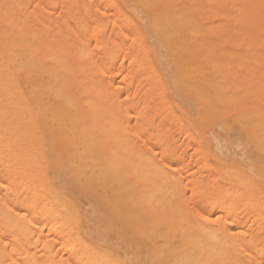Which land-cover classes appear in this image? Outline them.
<instances>
[{
  "label": "bare ground",
  "instance_id": "1",
  "mask_svg": "<svg viewBox=\"0 0 264 264\" xmlns=\"http://www.w3.org/2000/svg\"><path fill=\"white\" fill-rule=\"evenodd\" d=\"M16 1L15 0H0V185H2V187H0V264H126L125 260H127V258L124 259V257H122L120 255H117V253L114 254V253H112L110 251H103V250H101L99 248L91 247L88 244L89 242L83 236H78L77 237V235H76V239H75V237H74L75 234H73V232L71 230V224H72L71 221L72 220H70V218H69L70 215L68 216V212L70 213V210L71 209L73 210V206H72L71 200H69L68 197H67L66 192L68 191V189H67L66 185L65 184H61V182H60V185L52 184L50 181H48V179H46L47 182L44 184L43 179L41 177V175L43 174V170H42L43 167L47 166V165H53L52 168H53V170L55 172V175L57 177H59V179L61 180L62 179L61 174H60L61 164L62 165L64 164L66 170L70 173L71 177L75 180V182H76L75 184L81 190L82 197H88L89 196V197L94 198L99 204H101L103 207H105L107 209V211H110L112 213L118 214L123 209L122 205H125V206H130V205L132 206L133 205L136 210H139L140 207L143 206L142 204H143L144 198L148 200V204L151 207L150 209L152 210V212H154L157 215V218H156V221H155L156 223L154 222L155 225H152L153 223H150L151 221H154L155 219L154 220H153V218H151V220L149 219L150 222H147L148 221V219H147L146 222L149 223L150 225H148V226L144 225V227H149V226L152 227L151 231H153L154 235L159 238V241L151 242L148 245V250H147L148 254H149L148 264H264V194L258 192L259 184H264V113H262L260 110H258V111H254L252 116H249V118L252 117V123L251 124H253L252 125V129L253 130L252 129L251 130L253 132V136L255 138V141L258 143L260 150L263 153H262V157H261V160H260L258 165H256L255 163H249V162L243 165V168H244V176L243 177H237L236 180H235L236 176L230 177V173H229L230 169L226 167V169L223 170V171H225V173H224L225 175L224 176H219V177H216V178L213 177V179L211 178L212 180L209 181L211 184L208 185V183L203 182V180L200 178V180H202V181L200 182V180L197 179L200 183H198V185H196L194 183V179L193 180L190 179V178H192L191 176H193V174L191 175L189 173L188 174L185 173L183 176H185V175H187V176L184 177V178H183V176L179 177V176H176L178 174H176V175L174 174V171H176L178 169L176 166L178 165L179 161H177L178 162L177 163L176 160H175V162L177 163V165L175 163V165H176L175 167L177 169L176 168L172 169L174 166L171 167L170 165L173 162H171V163L169 162L171 160L172 156H170V160L169 161L167 159H163L162 156H164V152L165 151L163 150L164 148L163 149L160 148L163 144L161 145V142H159L160 143V145H159L157 143V141H154V143L156 142L158 144V146H159L158 148L163 150V151H161L159 149V151H161L163 153L160 154V152H159L157 154V155H159V154L162 155V156L159 155L160 157L157 158L158 160L160 159L159 163L155 160L156 159L155 153H153L154 154V158H155V159H153V162L154 161L157 162V165L155 164V162L154 163L150 162V161H152V159H151L152 157H151V155L149 156V153H146V152L143 153L142 152L143 159H141V160L147 159L148 160V164L151 163L155 167L154 168L153 165H151L152 166L151 169H153L154 171L153 170H151V171L149 170L150 172H152V174L149 175L150 179L147 180L146 179L147 177H145L143 175V174H145V173L142 172V170H143L142 166H144V165H142L143 163L141 164V162L139 160L140 157L138 156L139 159H137V160H139V161H138V163H136L137 162L136 161L134 163V166L132 165L133 168L131 167L132 170L130 169L131 178L129 180H127L126 179V175H125V173L128 174L126 172V170L128 168L127 165H124V163L121 160H117L116 159L117 161H115V160H112L113 158L110 159L108 157L103 156L102 153L99 152L100 150H99L98 146H95L93 144L94 135H92L93 133L91 132L92 131L91 129L93 127L97 128L98 126L101 125L97 120H95V119H97L95 114L92 113L93 116H94V117L92 116V118H91L92 119L91 120L92 121L91 125H93V127L91 126L92 128L89 126L90 125V121L89 122L87 121L88 124H84L83 123L82 126L80 125L81 128H78V123L79 122L77 121V118H76V115H75V113L77 112L76 111L77 109L75 110L76 112L74 113L75 107L73 106V102H72V94L71 93H73V92L70 93L68 91V89H67L68 85H70L72 82H74V81H72V76H74V74H73L74 70L73 69H75V66H79V65H74L72 67L70 65L71 63L68 62V58H69V57H67L68 55L65 58H63L60 55L61 53H59L60 50L58 51V46L62 45L61 47L63 48V46L65 45L64 42L66 40H69V39L65 38L66 39L65 40V39H62V38L70 37L71 34L74 35V29L75 28L79 29L81 27V25L83 24V22L81 23L79 28H77V26L80 24V21L76 20L77 23L79 22V24H76V27L73 29L72 25H69L67 21L66 22L63 21V23H65V24L67 23L70 26V28H71V30H69L70 28H68L69 26L66 24L67 26L64 25V26H66V30L68 28V31H71L72 33L68 32V31L65 32V29H64L65 27L61 26L63 24L62 21H58V20H57L56 24L55 23L51 24L52 32H53V28L52 27L56 26L55 27L56 29H55L53 34H51V30H49V29L46 32L47 34L41 33V32H39V30H37V32L35 33L34 31H36V29L33 31L34 33H32V32H27L26 33V31H25V33H22V32L19 31L21 29L18 30L19 27L17 28V26H19V25H16L19 22V18L16 20V18H14L13 14H14V12L17 9H19L20 7L22 8L23 5H20V3H16ZM47 1H49V0H47ZM73 1L75 2V0H73ZM222 1H220V2H222ZM248 1H250L249 3H250L251 10H249V9L247 10V8L245 7L246 6L245 4H244L245 6L243 7V9H245L247 11H254L255 7L257 6V4L255 5V3H257L259 0H248ZM24 2L32 3V2H29V1H26V0ZM87 2H85V3H87ZM192 2H191L192 4H195L194 2H196V1L193 0ZM213 2H215V1L213 0ZM213 2L210 1L211 6H212V4H214ZM220 2H218V0H217V3H220ZM224 2H226V0ZM224 2H222V3H224ZM227 2H228V4H230V2L233 3V0L232 1H230V0L228 1L227 0ZM243 3H245V0H243ZM259 3H262V2L259 1ZM66 4H68V3H66ZM192 4H190V5H192ZM236 4H238V3H236ZM241 4H242V0H241ZM241 4H240V6H241ZM80 5H81L80 8L82 7V9H85L86 6H84V5L90 6V4L88 5V3L87 4L81 3ZM96 5H97V3H96ZM214 5L218 6V4L217 5L214 4ZM230 5H232V4H230ZM72 6H74V5H72ZM39 7H41V5ZM43 7H41V8L43 9ZM51 7H52V5H51ZM64 7H66V6H64ZM77 7L78 6L75 5L74 10L76 8L77 11H80V10H78L79 8L77 9ZM165 7H166V5H165ZM225 7H226V5H225ZM70 8H71V6H70ZM89 8H88V10H90ZM190 8H193V5L190 6ZM239 8H241V7H239ZM45 9H46V7H45ZM45 9H44V11H46ZM66 9H68V6H67ZM91 9H93V8H91ZM189 9L187 7L185 10H189ZM233 9H234V7H233ZM263 9H264V7H263ZM70 10L74 11L72 9H69V11ZM76 10L73 13H75ZM88 10L85 9V11L87 12V13L86 12L85 13L87 15L83 14L84 12L82 11V14L85 15L87 19H88V16L90 15V12H88ZM181 10H179V11L181 12ZM235 10L237 12L236 7L233 10L234 13H236ZM257 10H258V7H257ZM32 11H29V13H31ZM63 11H65L63 13H65L67 15L69 20L71 19V21H72L73 18L75 19L74 15L72 14L71 11H70V14H71L70 17L68 16V10H64L63 9ZM90 11H92V10H90ZM220 11H218V13ZM247 11H245L244 14L247 13V15L249 16V13ZM35 12H36V10L34 11V13ZM213 12L215 13V11H212V13H210V14L212 15ZM239 12H241V9H240ZM255 12H256V10H255ZM41 13H43V12H41ZM45 13L48 14L49 11L45 12ZM58 13H59V11H58ZM76 13H79V12H76ZM169 13H171V12H169ZM251 13L254 14V12H251ZM260 13L261 12H260V9H259V15L260 16L256 15V13H255L256 16H251V17L249 16L250 17L249 20L247 18H246V20L244 18H243L244 20H241L242 19L241 16H240L241 19L239 18L240 20H237V18H236L237 13L234 14L235 17H234V15H232V16L234 17V19H236V21H237L236 23L238 25H239L238 21H245V22L248 21V24L245 23V22L244 23L246 25H249V26H252L253 24H255V22H257V25H258V21H259L260 25L258 27L259 30L257 31V33L258 32L264 33V17H262ZM36 14H37V12H36ZM36 14H34V15H36ZM44 14H42V15H44ZM174 14H176V12ZM204 14H205V12H204ZM17 15L19 16V14L16 13V17H17ZM262 15H263V12H262ZM20 16H22V15L20 14ZM85 16L84 17L80 16V17L82 19H84V23L87 24V26H88L89 24L85 20L86 19ZM177 16H178V14H177ZM248 16H246V17H248ZM91 17H93V16H91ZM221 17H222V15H221ZM22 18H27V20H28V16L27 17L23 16ZM36 18H34V19H36ZM63 18H61V19L62 20H66V18H64V19ZM168 18H172V16L168 17ZM217 18H220V16L219 17L217 16ZM227 18H229V17H227ZM38 19L40 20L41 18H38ZM45 19L46 18H44V22L46 21ZM51 19L52 18L50 17V20ZM90 19L91 18H89L90 22L94 21V19H92L93 21H91ZM127 19L128 18H126V21H127ZM209 19H210V17H209ZM223 19H224V17H223ZM225 19H226V16H225ZM230 19H233V18H230ZM234 19H233V21H235ZM39 20H38V23L40 24ZM173 20L171 19L172 22H174ZM22 21L23 20H20V23ZM34 21H36V20H34ZM107 21H108V19H107ZM128 21H130V20L128 19ZM115 22H113V23H115ZM219 22L220 21H218L217 23L222 25V27H224V24H222L221 22L219 23ZM222 22L224 23V21H222ZM29 23H26V24H29ZM38 23L37 22H35V24L33 23L36 26L35 28H38L37 27V25H39ZM51 23H53V22L51 21ZM96 23H98V24L102 23V25H103V22H100V23L96 22ZM96 23H94L93 26H95ZM122 23L123 22H121V24ZM134 23H132V24H134ZM229 23H230V21H229ZM22 24H24V23H22ZM98 24L96 25V27L98 26ZM107 24L105 22V25H103V26L106 27ZM121 24H120L121 29L127 27V26H125V27L123 26V25H125V23H123V25H121ZM233 24H235V23H233ZM240 24H241V22H240ZM31 25L29 27L30 31H31V29L33 30V27H34V25H33V27ZM57 25H59V27H61V29L63 27L64 31L63 30L62 31L65 33V36L62 33L61 29H59V27H57ZM116 25H117V23H116ZM126 25H129V24L126 23ZM103 26H100L102 28H100L99 26L97 28L98 29L99 28L102 29V30L99 29V31H102L103 34L102 33L101 34L104 35V36L106 35L107 36L106 38H108V36L110 34H106L107 32H106L105 28L103 29ZM113 26L114 25H112V27ZM122 26H123V28H122ZM216 26L219 29V32H222V31H220V29L222 27L221 26L218 27V25H216ZM22 27L23 26H21L20 28H22ZM45 27H46V24H44L43 28H45ZM92 27H90V29ZM118 27H119V24H118ZM118 27L114 26V29L110 28V29L114 30L112 33H115V29L116 30L119 29L118 33H119V31L120 32L123 31V30H120V27L119 28ZM210 27H212V26H208V28H210ZM253 27H256V25L253 26ZM39 28L41 29L40 25H39ZM84 28L82 29V31L85 30ZM86 28L88 29L89 27H86ZM97 28H96V30H97ZM170 28H172V27H170ZM188 28H189V26H188ZM241 28L243 29V33L245 31H247L246 30L247 28L246 29H244L243 27H241ZM25 29H27V28H25ZM57 29H59V30H57ZM72 29H73V31H72ZM127 29H129V28H127ZM96 30L94 31L93 28L91 29V31H93L95 34L97 33ZM104 30H105L106 33L104 32ZM222 30H224V29H222ZM255 30H257V29H255ZM56 31H61V32H56ZM91 31L89 30V31H87V33L91 32ZM108 31H109V28H108ZM215 31H216V29H215ZM240 31H242V30H240ZM110 32H111V30L108 33H110ZM183 32H181V33H183ZM188 32H189V30H188ZM216 32H218V31H216ZM67 33H69V34L67 35ZM165 33H166V31H165ZM228 33H229V31H228ZM59 34H60V36H62L60 38V40H59V37H58ZM76 34H77V32H76ZM76 34H75V36H76ZM101 34L100 33L98 34L99 38L102 37ZM190 34H192V32ZM51 35L57 37L58 39L55 38V37H52ZM93 35H90V36H93ZM119 35H121V34L119 33ZM180 35L178 34V36H180ZM187 35H189V33ZM194 35H195V38H196V33L195 32H194ZM215 35H219V34L217 33ZM228 35H226V36H228ZM240 35L243 36L242 33ZM78 36H79V33L77 35V38H78ZM137 36H139V32H138ZM189 36H187V37H189ZM73 37H72V39L70 37V39H71L70 41H72L73 45H74V41L76 40L75 39L76 37L74 38L75 40H73ZM236 37L238 39L237 35H236ZM255 37H256V35H255ZM83 38L84 37L82 36V39ZM85 38L81 42H83L85 40ZM89 38H90L89 39L90 42L91 41L95 42V41H93L94 40L93 37H92V40H91V37H89ZM96 38L97 37L95 36V40H96ZM106 38H105V40H106L107 43L112 42L111 38H110L111 39L110 42H108L109 39L107 40ZM138 38H136V39L134 38L132 40V42H134V41L137 42ZM216 38H217V36H216ZM250 38L246 40L247 42H245V40H244V43H246V47H247V50H248L247 54H246V58H244V60H243V59H241V57L240 58L237 57L239 62L240 61H244L243 63H241V65L245 64L244 65V73H246L248 75V77L245 79L246 75L243 73L244 76H243V74L240 75V80L239 81L241 83L244 82V84L246 83V85L249 84V83L247 84V82H253V83L254 82H256V83L259 82L260 85L258 83V85H256V86H258V87L260 86V87H262V89L259 88V89H256V90L259 91L261 89V91L263 92V90H264L263 89L264 88V86H263L264 85V37H262L260 39V41L258 43H256L255 45L254 44L252 45V43H251L252 39L250 41ZM56 39L59 41V44L57 43ZM114 39H116V38H114ZM61 40H62V42H60ZM79 40H80V38H79ZM99 40H101V42L105 41L104 39H101V38ZM70 41H68L69 43L66 42L68 44L65 45L66 47H67V45H68V47L70 46L67 49V52L68 51L70 52V49H71V52H72V50L76 51V49L77 50L80 49L79 46L77 45L78 44V40H76L77 44L74 45V46H77L76 48L72 44H70V43H72ZM89 41H87V42H89ZM97 41H98V39H97ZM194 41H195V39H194ZM101 42L100 43L98 42L99 45L100 46H105V44L103 45V43H105V42H102V45H101ZM79 43H80V41H79ZM137 43L140 44V42H137ZM137 43H135V44H137ZM208 43H210V42H208ZM240 43H242V42H240ZM119 44L120 43L118 42V45ZM131 44L129 43L128 44L129 46H127V48L131 47L130 46ZM195 44H198L197 41H195ZM215 44H217V41H215ZM226 44H227V42H226ZM90 45H91V43H90ZM112 45H113V42H112ZM115 45L109 46L107 50L109 51V48H110L111 49L110 51L112 53V50L115 49V47L118 46L117 43ZM122 45H123V43L121 44V47L118 46V48H116L115 51L117 49H118V51L121 50L119 48H123L124 46L122 47ZM204 45L206 46L205 43H204ZM213 45H214V43H213ZM233 45H231V46H233ZM83 46L85 48V51H87L88 50L87 49V44L84 43V45H83V43H82L81 48ZM95 46H96V44H95ZM95 46H93V47H95ZM134 46H136V45H134ZM180 46L181 45H179V47ZM71 47L74 48V49H72ZM99 47H98V49L100 50L101 48H99ZM111 47H113V48H111ZM142 47H143V45H142ZM142 47H138V48H136V50L134 48H131V50L134 49L135 51H137L138 49L140 50ZM182 47L183 46H181V48ZM194 47H192V48H194ZM176 48H177V46H176ZM192 48H190V49H192ZM206 48L208 49L207 46H206ZM143 49H144V47H143ZM188 49H185V50H188ZM82 50H83V48H82ZM90 51H94V50L90 49ZM115 51H114V53H116ZM124 52H125V50H124ZM141 52L143 53V51H141ZM239 53L243 56L242 51L239 52ZM143 54L146 56L145 53H143ZM87 55L88 54L86 53V56ZM102 55L104 56L103 53H102ZM105 55H107L105 57L107 59L108 54L105 53ZM111 55H113V54H111ZM118 55H120V54L118 53ZM203 55L205 56V54H203ZM207 55L208 54H206V57H207ZM222 55H224V54H222ZM80 56H81V54H80ZM126 56H128V55H126ZM101 57L102 56H100L99 58H101ZM109 57L111 58V56H109ZM109 57H108V59H109ZM116 57H114V58H116ZM137 57H139V56H137ZM196 57H199V56L196 55ZM97 58H98V56H97ZM102 58H104V57H102ZM145 58H143L144 59L143 62L145 61ZM89 59H90V57H89ZM137 59L136 60L134 59L135 61L131 60L129 65H131L132 62H135V63L138 62L139 60H137ZM203 59H205V57ZM93 60L94 59H92L91 61H93ZM190 60H191V62L189 64L188 68L187 69L185 68L186 69V73L184 74L183 77L180 75L182 77L180 82H200V80L202 82V78L204 77L203 76V71L204 70L201 67H198L197 65H195V64H197V62L196 61H195L196 63L194 62L193 53H191ZM197 60H199V59H197ZM205 60L207 61L208 59L206 58ZM232 60H234V59H232ZM70 61H72V60H70ZM98 61L100 62L101 59H98ZM140 61H142V58L140 59ZM214 61H216V60L214 59L213 62ZM238 61L236 60V65H237ZM93 62L97 64L96 60L93 61ZM101 62L103 63V61H101ZM101 62L99 64L102 65ZM147 62H150V61H147ZM82 63H84V62L82 61ZM89 63L91 65V62H89ZM89 63L87 62L86 66ZM94 63H92V65ZM141 63L142 62H140V64ZM104 64H105V62L103 63L102 66H106ZM208 64H209V62H208ZM214 64H215V62H214ZM145 65L146 64H144V67H145ZM206 65H207V63H206ZM209 65H213V63L209 64ZM220 65H222V64H220ZM83 66L85 67V65H83ZM93 66H98V64L97 65H93ZM110 66H111V64H110ZM131 66L133 67V64ZM230 66H231V64H230ZM84 67H82V68H84ZM90 67L91 66H89V68ZM99 67L100 66H98L97 68H99ZM138 67H139V69L143 68V67H141L139 65H138ZM236 67H239V66H236ZM241 67L239 68L240 70H241ZM77 68H78V71H79L80 68L79 67H77ZM103 68H105V67H103ZM116 68H117V66H116ZM145 68H143V69H145ZM85 69H88V68L85 67L84 68V72H85ZM94 69L96 71V67ZM133 69H134V67H133ZM146 69L148 70L149 68L147 67ZM212 69H216V68H212ZM147 70H146V72H147ZM182 70H184V69H182ZM228 70H226V71H228ZM97 71L100 72L99 69ZM103 71H105V69H103ZM148 71H150V70H148ZM87 72L88 71H86L85 74ZM89 72L91 73V74L88 73V74H90V76L94 74V73H92L94 71L91 72L89 70ZM99 72H97V73H99ZM101 72H102V70H101ZM108 72L111 73L110 71H108ZM131 72H129V75L131 74ZM146 72H145V75H147ZM212 72H214V71H212ZM228 72H230V71H228ZM228 72H226V73L229 76ZM152 73H153V71H152ZM215 73H216V71H215ZM102 74L103 73H101V75ZM134 74L136 75L135 72L133 73V75ZM142 74H144V73H142ZM206 74L208 75V73H206ZM104 75L101 76V79L105 78ZM108 75L109 74H106V76H108ZM147 76L150 77L149 74ZM241 76H243L246 81L244 79L242 80ZM133 77H135V76H133ZM154 77H155V75H154ZM87 78H88V80L91 79L90 77H87ZM155 78H157V77H155ZM204 78H206V77H204ZM80 79H81V77H80ZM132 79L135 81L134 78H132ZM159 79H158V81H160ZM96 80H97V82L102 83L101 80H99V78H96ZM92 81H94V80L92 79ZM105 81H104V84H102V85H104V86L106 85L105 87H108L107 85H111V84H108L110 82L107 83V81H106V83H107L106 84ZM158 81H156V82H158ZM228 81H230V80L228 79ZM81 82H79V83H81ZM84 82H86V81L84 80ZM90 82H89V84L91 85L92 83H90ZM113 82H114V80H113ZM154 82H155V79H154ZM203 82H205V80H203ZM216 82H218V80H216ZM261 82L263 84H261ZM87 83H88V81H87ZM160 83H161V81H160ZM209 83L210 82L208 81V84ZM213 83L214 82H212V84ZM74 84L76 85V82H74ZM93 84H94V82H93ZM121 84H123V83H121ZM128 84H129V82H128ZM128 84H127V86L126 85L125 86L128 87ZM136 84L137 83H135V85ZM203 84H205V83H203ZM212 84L210 83L209 85H212ZM236 84H238V83L236 82ZM75 85H73V87H75ZM206 85H207V83H206ZM240 85H242V84H240ZM249 85H251V84H249ZM104 86H103V88H104ZM115 86H117V85H115ZM115 86H112L111 90ZM150 86L151 87H149L150 88L149 91L152 89V85H150ZM243 86H245V85H242V87ZM100 87H102L101 84H100ZM126 87H125V89H126ZM138 87H139V85H138ZM211 87H213V86H211ZM232 87H234V85ZM237 87L241 88V86H238V85H237ZM97 88H98V86H97ZM103 88H102V90L105 91ZM117 88H119V87H117ZM121 88H122V86H120L119 89H121ZM139 88H141V85H140ZM222 88H223V86H222ZM238 88L237 89L235 88V89L237 91H239L240 89H238ZM247 88H248V86H247ZM251 88H254V87L251 86ZM70 89H72V88H70ZM99 89H96L95 91L98 92ZM123 89H121V91H124ZM155 89H157V88H155ZM155 89L153 87L154 91H155ZM243 89H241V90H243ZM144 90H145V92L147 91L146 90V86H145ZM241 90H240V92H241ZM256 90L254 89V91H256ZM85 91L87 93V90H85ZM112 91H111V93H112ZM121 91H119L118 93L120 94ZM133 91H135V90L133 89ZM149 91L147 93H149ZM158 91L159 90H157V92ZM211 91H213V88H212ZM246 91L244 92V94H246L247 97L250 96L251 90L247 91L249 93V95H248V93ZM254 91L252 93H254ZM113 92H115V89H114ZM116 92H117V89H116ZM130 92L132 94V91H130ZM214 92L212 94H214ZM220 92L222 93L221 90H220ZM262 92H261V96H260V94L257 95L259 98L262 97ZM103 93L104 94L109 93V95L111 94L110 92H107V91L103 92ZM128 93H129V91H128ZM140 93H139V95H140ZM158 93H160V92H158ZM259 93H260V91H259ZM135 94L136 93L134 92V95ZM254 94H256V93H254ZM257 94H258V92H257ZM89 95H92V94H89ZM95 95H96V97H98L97 94H95ZM106 95L108 96V94H106ZM112 95H113V93L111 94V96ZM142 95H143V93H142ZM160 95L161 94L157 95L156 92H155V98H156V96H158V98L160 100ZM246 95H244L245 99H246ZM119 96H121V94ZM125 96H126V98H124L125 99L124 103L126 104L125 107H126V109L128 108L127 111L130 108V113H131V110L132 109L134 110L136 105L135 104L133 105L135 107L131 106L132 107V109H131V107L129 106L131 103L128 104V102H130L133 97L130 98L129 101L127 100L128 102H126V99L129 97V95L125 94ZM143 96L142 97L140 96V98H143ZM162 96H161V98H162ZM209 96H210V94H209ZM230 96L232 97L233 95H230ZM230 96H228V97L230 98ZM240 96H242V94ZM240 96L238 95V97H240ZM89 97H92V96H89ZM144 97L146 98V94H145ZM225 97L227 98V96H225ZM234 97H235L234 98V100H235L237 96L234 95ZM254 97H256V96H253V98ZM263 97L261 98L262 100L260 99L261 101H263V99H264ZM99 98H102L101 94L99 95ZM140 98H137V99L140 100ZM145 98H143V100H140V102L144 101ZM229 98L227 100H229L228 103L230 104L231 101L233 102V98L231 100ZM102 99H99V100H102ZM147 99L148 98H146V100ZM163 99H165V98H163ZM163 99H161V101H159V103L155 99L156 103H158L157 104L158 106H155V107L153 106L154 108L150 104V106L153 108V110L149 109V110H151V113L154 112V113H156V115H160V113H162L161 115H163V112L165 110H166V112L168 111L167 109L164 108L165 105L163 103H166V101H164ZM238 99H240V98H237L236 102H237ZM247 99L250 100L249 97ZM90 100H88L87 102H89ZM107 100H108V98H106V101ZM113 100L111 99V100H108V101L112 102ZM121 100H122V98H121ZM200 100H198V102ZM202 100H203V98H202ZM256 100H257V97L253 100V102L256 101ZM260 100L258 99L256 102L259 103L258 101H260ZM106 101H104V102H106ZM136 101L139 102L138 100H136ZM147 101H150V100L148 99ZM147 101H144V103L146 102L145 105H147V107H149V103H147ZM151 101H153V100H151ZM93 102H95V101L93 100ZM118 102H113V103L118 104ZM137 102H135V100H134L133 103H137ZM160 102L162 103L161 106H160ZM195 102L197 103V99H196ZM200 102L203 103V101H200ZM206 102H209V101H206ZM236 102H233V103H236ZM243 102H244V100H243ZM99 103L100 102H98V104H96L98 107H99ZM113 103H110L111 106L109 104L111 109L108 108V106L106 105L108 103H104V104L107 106L106 108H108L109 110H112V107H114ZM141 103L143 105V102H141ZM88 104H90V103H88ZM248 104H249V102H248ZM145 105H144V107H145V109H147V107ZM162 105H164V107H162ZM238 105H240V104L238 103ZM254 105L255 104H253L252 106H254ZM80 106H81V104H80ZM137 106L140 107L139 105H137ZM167 106H168V104H167ZM235 106L234 107L236 109L232 108L233 110L238 111V109L241 108V106L238 107L236 104H235ZM144 107L142 106V108H138V110L139 109L143 110ZM210 107H211V105L208 107L209 110H211ZM231 107H233V105ZM82 108H83V106H82ZM106 108L105 107L103 108L101 106V108L99 107V109H97V110L98 111H100V109L101 110H103V109L106 110ZM116 108H119V105L118 106L116 105ZM212 108H213V106H212ZM95 109H93V111H90V113L96 111ZM123 110H124V107H123ZM123 110H121V111H123ZM133 110H132V114H134V117H133L132 114L130 115V114L127 113L129 115V117L131 116V117L135 118L136 115L141 114L140 110H139L140 113H138V112L135 113V111H133ZM170 110L168 111L169 114H170V112H172V109H170ZM226 110H228L229 112L233 111V110H231L229 108L226 109ZM226 110H223V111H226ZM198 111H201V110H198ZM219 111H220V108L218 110V113H219V116H220V113L222 111L221 112H219ZM248 111H249V108H248ZM82 112L84 113V116H85V112L84 111H82ZM108 112L109 111L107 110V113ZM142 112H144V111H142ZM166 112H164V113H166ZM144 113L147 114L146 111ZM78 114H79V112H78ZM112 114L114 115V113H112ZM169 114H165V115L168 116ZM175 114H172L171 116L175 117ZM113 115L111 117L114 119ZM153 115H152V117H153ZM222 115H223V112H222L221 116ZM245 115H246V113H245ZM79 116L82 117V115H79ZM117 116H116L117 120L115 118V122L119 121V114H117ZM148 116H150V115H148ZM224 116H226V115H224ZM236 116H238V115H236ZM90 117H91V115H90ZM104 117H106V116H104ZM107 117H109V115ZM107 117L105 118V120H102V121H104V122H102V126L109 128L108 126L110 124V126L112 128V125H115V124L111 123L112 122V118L110 119V117L109 118H107ZM131 117L128 119V123L130 122L129 121L130 119H133ZM169 117L166 120L165 116L164 117L159 116L160 119L162 118V120H163V118H164L166 121L170 122ZM176 117H178V116H176ZM176 117L173 118L172 120L178 119ZM200 117H203V116L201 115ZM231 117H233V116H231ZM120 118H121V116H120ZM122 118L126 119L124 117H122ZM100 119H98V120H100ZM108 119H110L111 122H109ZM135 119H133V120H135ZM138 119L142 120V119H140V116H138ZM157 119H158V116H157ZM160 119L157 120L158 123L160 122ZM244 119H246V118H244ZM136 120L133 121L132 123L136 122ZM162 120L160 122V123L163 122L161 126H165V125H163L164 121H162ZM157 121L156 120L152 121V124H151V122H149L151 124V126L152 125L154 126L153 127L154 129H155V125H156V127L159 126V125L157 126V124H158ZM139 122L136 123V124H140L141 125L142 121H139ZM154 122H156V123H154ZM169 122H165V123H169ZM176 122H180L179 119L176 120ZM176 122H174V123H176ZM128 123L127 124L125 123L126 124L125 127H129L130 129H133V130H134V128L136 130V128L138 127V125H137L136 127L134 126V128H132L134 124H132L130 122L129 124H131L130 126H132V127H130ZM174 123H173L174 128L175 127L177 128V126L179 124L180 125L181 124L184 125V122L183 123H179L177 126H175L176 124H174ZM169 124H167V125H169ZM121 125H122V123H121ZM121 125H118V129L121 128V129H119L121 132L123 130H125V132L123 131L124 134H126L127 137H129L130 135L128 136L125 127H123V125H122V127H120ZM145 125L144 126L141 125V126L144 128ZM173 125H171V126H173ZM183 125H182V127H183ZM197 125H198V123H197ZM243 126H244V123H243ZM116 127L117 126H115V128ZM168 127L169 126L166 127L167 128L166 131H171V130H168ZM201 127H203V125ZM245 127H247V126H245ZM150 128L151 127L149 126V129ZM171 128L173 129V127H170V129ZM185 128H186V126H185ZM139 129H137L138 132H139ZM146 129H148V126L146 127ZM152 129H151V131H152ZM161 129H162V127H161ZM163 129L165 131V128H163ZM163 129H162V132H163ZM177 129H175V130L173 129V130L177 131ZM192 129H193V127H192ZM105 130H106L105 128H102L101 131L104 132ZM108 130L110 131L109 134H110L111 137L113 136V135H111V133L114 134V132H116L115 134L118 135V132H117L118 130L114 131V132H112L110 128ZM144 130L145 129L142 130V136H147L148 133L147 134L145 133L146 134L145 135L144 132H143ZM179 130L181 132H183L184 129L181 130L179 128ZM186 130H187V132L185 133V131H184L183 133H185L186 137H187L188 136L187 133L189 131H188V129H186ZM129 131H131V130H128L129 134L131 132H133V131H131V132H129ZM154 131H156V130H154ZM100 132L98 134H101ZM123 132H122V134H123ZM138 132L136 133V131H135V133H132V134H135L136 137H137V135H140V137H141V134H138ZM156 132L157 133L160 132V129L157 130ZM162 132H160L161 135H163ZM181 132H180V134H181ZM193 132L195 133V131H193ZM139 133H141V132H139ZM164 133L167 135L166 132H164ZM168 133L171 134V133H173V131L172 132H168ZM176 133H178V132H176ZM122 134L116 136V138H115L116 143L120 140L119 138H121V136H123V138L126 136V135H122ZM170 134L168 136H170ZM173 134H171L170 137H172ZM188 134H191V131ZM161 135H159V136H161ZM178 135H179V133L176 136H178ZM135 136L133 137V139H136ZM179 136H178V139H179ZM192 136L193 135L187 137V139H189V142H190V140H192V138H191ZM100 137H105V136L103 134V135H100ZM117 137H118V140H117ZM140 137L139 136L137 137L138 141H141V140H139ZM174 137H172V138H174ZM183 137H184V140H185L186 139L185 136H183ZM143 138H145V137H143ZM143 138L141 137L142 141L144 140ZM156 138H157V136H156ZM193 138H194V136H193ZM128 139L130 141L129 143L127 142V138L126 137L124 139V140H126L125 141L126 145L130 144V146H132V142H134V141L135 142L133 144L136 145L135 144L137 142L136 140L132 141L131 137H129ZM150 139H151V137H150ZM163 139H162V141H164ZM106 140H109V139H106ZM124 140L121 139V142H123ZM145 140H146L145 141V144H146L148 139L146 138ZM177 140L175 141V143L177 142ZM194 140H196V139H194ZM194 140H192V142ZM96 141H100V139L96 138ZM149 141H148V145L150 147H145L144 146L145 144H143L144 148H140L139 147V149H142V150L146 151L145 149L146 148L150 149L151 145H152L151 149L157 147V145L154 147L153 144H152L153 142L152 141L149 142ZM158 141H161V138ZM187 141L188 140H186V142ZM121 142L117 143L119 146L116 145V143H115V146H117V148H119L120 145H122ZM179 143L177 145H179ZM181 143H182V141H181ZM105 144H107V143H105ZM171 145H172V142H171ZM177 145H176L175 148H178ZM185 145H187V144H185ZM185 145H183V146H185ZM193 145L196 146L198 144L194 143ZM141 146H142V144H141ZM164 146H168V144L166 143V145H163V147ZM174 146H175V144H174ZM137 147H138V145H137ZM168 147L170 148V146H168ZM168 147L167 148L165 147V150L168 149ZM102 148H104V147H102ZM129 148L130 147H128V150H129ZM133 148H134V146H133ZM171 148H174V147L171 146ZM197 148L199 149L200 146H198ZM215 148H217L216 145H215ZM190 149H192V148H190ZM194 149H196V148L193 147L192 150H194ZM119 150H120V148L118 149V153L119 152L121 153L122 150L121 151H119ZM125 150H127V149H125ZM153 150H152V152H154ZM170 150L172 151V149H170ZM192 150H190V152ZM123 151H124V149H123ZM139 151L141 152V150H139ZM168 151H169V149H168ZM168 151H167V153L165 152V156H167ZM177 151H179V153H180V150L177 149ZM181 151H184V150H181ZM196 151L199 152L200 150H196ZM102 152H103V150H102ZM113 152H112V154H113ZM131 152H129V154ZM149 152H151V150ZM186 152L189 155V152L188 151H186ZM186 152L185 153L182 152L183 154L181 153L180 156H178L179 154L177 153L176 156L177 157H181V156L183 157L184 154L187 155ZM192 152H194V151H192ZM198 152H196V153H198ZM124 153L122 152L121 155H123ZM138 153H136V154L138 155ZM240 153H241V151H240ZM127 154L125 153V156ZM145 154H147V155H145ZM173 154L171 153V155H173ZM111 155H109V157ZM144 155H145V157H144ZM190 155H189V157H190ZM199 155H201V154L199 153ZM202 155H203V153H202ZM241 155H243V154L241 153ZM147 156H148V158L149 157H151V158L148 159ZM165 156H164V158H165ZM197 156L198 155H196V157H195L196 164L198 163V165L201 168L206 167L205 165H207L208 163L205 161L207 163V164H205V162L201 160L202 157L199 156L198 158L201 157L200 160L202 162H204V163H202L199 160L201 162V164H200L199 161L197 160ZM161 157H162V159H161ZM131 158L132 157H130V159ZM135 158L136 157L134 156L133 160H135ZM186 159H187V157H186ZM161 160L162 161L164 160V162H166V160H167L168 163L170 164L169 165L170 167H168V166L165 167V165H168V164L167 163L165 164L164 162H160ZM240 160L241 159H239V161ZM130 161H132V160H130ZM130 161L128 160V163ZM144 162H145V160H144ZM188 162L190 163V161H188ZM244 162H246V160ZM181 163H183V162H181ZM184 163H186L187 165L186 164L185 165L188 166L187 161L184 162ZM145 164H146V162H145ZM202 164L204 165V167H203ZM40 165H41V167H40ZM173 165H174V163H173ZM180 165L182 166V164H180ZM198 165H196V166H198ZM208 165H210V163ZM184 166H183V168H184ZM144 167H146V166H144ZM188 167H191V166H188ZM206 168H208V167H206ZM206 168H204V170ZM211 168H212V166L209 169H211ZM214 168H216V167H213L212 169H214ZM181 169H179V172H180ZM191 169H189V170H191ZM128 170H129V168H128ZM187 170L188 169H186V171ZM201 170L204 173L207 169L205 171L203 169H201ZM221 170H222V168H221ZM149 171L147 173H150ZM186 171L184 170L182 172L184 173ZM217 171H218V169H217ZM208 172H207L208 176H210V177L213 176V175H210L211 174L210 170ZM175 173H177V171ZM183 173H181V175ZM199 173H197V174H199ZM188 175L189 176L191 175V176L189 178H187ZM199 176H201V175L199 174ZM206 176L207 175H204V177H206ZM208 176H207V178H209ZM185 178H187V179H185ZM205 181L207 182L206 178H205ZM144 185H145L146 188L143 187ZM194 186H196V187H194ZM188 191H189L190 194L188 193V196H187V192ZM189 204H193L194 207L193 206L189 207ZM189 208H191L192 210H190ZM74 209H75V207H74ZM128 210H130V208ZM128 210L126 209V211H128ZM136 210H135V214H136ZM139 213L140 212L137 211V214H139ZM164 213L167 214V215H165L166 218H164V215H163ZM73 214H76V213H73ZM128 215H129V213H128ZM152 215H154V214H152ZM136 216H133L132 219L135 218L136 221L139 222V220H141V219L139 218V220H137ZM77 217H78V215H77ZM110 217H111V215H110ZM127 217H125V218H127ZM146 222L144 221V223H146ZM133 225H135V224H133ZM139 226L140 225L136 226V228L139 227ZM130 227H131V225H130ZM145 230L143 229L144 232L148 231V230H146V231ZM73 231H75V230H73ZM141 233H142V231H141ZM146 233H148V232H146ZM86 236H88V235L86 234ZM151 237H153V236H151ZM149 240H150V236H149ZM62 248H63V251H60ZM59 252H60L61 255L62 254L63 255L65 254V255L63 257L61 255L59 256L58 255ZM145 255H146V253H145ZM127 257H134V255L130 256V254H129V256H127ZM129 260H130V258H129ZM129 260L127 261V263H129ZM132 260H134V263H135L138 259L136 260V258H135V259H132ZM143 262H147V261H143Z\"/></svg>",
  "mask_w": 264,
  "mask_h": 264
},
{
  "label": "rangeland",
  "instance_id": "2",
  "mask_svg": "<svg viewBox=\"0 0 264 264\" xmlns=\"http://www.w3.org/2000/svg\"><path fill=\"white\" fill-rule=\"evenodd\" d=\"M16 1V0H15ZM18 1V2H17ZM16 1V3H20V5H23L22 6V8L20 7L19 9H17L15 12H14V14H13V16H14V18H16V20L19 18V22H18V24H16V25H19V26H17V28H18V30L19 29H21V30H19L20 32H22V33H25V31H26V33L27 32H32V33H36L37 32V30H39V32H41V33H44V34H47L46 32H47V30L49 29V30H51V24H56V22H57V20L58 21H62V23H63V21L64 22H68V24L69 25H72V28L74 29L75 27H76V24H79V22L77 23V21L79 20L80 21V24L77 26V28H79V26L81 25V23L83 22V24L81 25V27L79 28V29H74V35H72L71 34V39H72V37H73V40H78V44L76 43V40L74 41V45L75 44H77L78 46H79V48L80 49H76V51L74 50H72V52H71V49H70V52L68 51L67 52V49L70 47H68V45H67V47L65 46L66 44H68L69 42L68 41H70L71 39H70V37H64L65 36V33L63 32L64 30H63V27H62V29H61V27H59V25H57V27H59V29H61V31H62V33L64 34V38H62V39H65V38H67V39H69V40H64L65 42H64V46H63V48L59 45L58 46V51H59V53H61L60 55L63 57V58H65L67 55V57H69L68 58V62L69 63H71L70 65L73 67L74 65H79V66H75V69H73L74 71H73V74H74V76H72V81H74V82H76V85L74 84V82H72L70 85H68V91L71 93V92H73V93H71L72 94V102H73V106L75 107V109H74V113H75V115H76V118H77V121L79 122L78 123V128H81V126L83 125V123L84 124H88L87 123V121L89 122L90 121V127L92 126L93 127V125H91V118H92V116H93V114H95V116H96V118L97 119H95V120H97L101 125L100 126H98L97 128H95V127H91L92 129V135H94V140H93V144L95 145V146H98V148H99V152H101L102 153V155L103 156H105V157H108V158H110V159H112V160H115V161H117V160H121L123 163H124V165H127V167L129 168V170H128V168H127V170H126V172L128 173V174H126L125 173V175H126V179L127 180H129L130 178H131V171H130V169L132 170V168H133V166H134V163L136 162V163H138V161L140 160V162H141V164L142 165H144V166H146V167H144V166H142V168H143V170H142V172L143 173H145V174H143L145 177H147L146 179L148 180V179H150L149 178V175H151L152 174V172H150L151 170H153V169H151L152 168V166L151 165H153V164H151V163H149L148 164V160L147 159H144L145 160V162H146V164H145V162H144V160H141V159H143V154H142V152L144 153V152H146V153H149V156L151 155V157H149V158H151L152 159V161H150V162H153V159H155L154 158V154L153 153H155V157H156V161L159 163V160L157 159V158H159L160 156H162V155H160V154H162L163 152H161V151H165L166 153H167V151H168V149H169V151H168V154H167V156H165V152H164V156H165V158H164V156H162L163 157V159H167L168 161L170 160V156H172L171 157V160L169 161L170 163L171 162H173L174 163V165H173V163H171V165L168 163V161L166 160V162H164V160L162 161H160V162H164L165 164L167 163L168 165H165V167L166 166H168V167H173L172 169H175L176 167L178 168H176L177 170V173H175L176 171H174V174L176 175V174H178V175H176V176H179V177H182L185 173H189V174H193V176H191L192 178H190L191 180H193L194 179V183L196 184V185H198V183H200L202 180H203V182H205V183H208V185L209 184H211L209 181L210 180H212L213 179V177L214 178H216V177H219V176H224L225 174V171H223L224 169H226V167L227 168H229L230 170H229V173H230V177H234V176H236L235 177V180H236V178L237 177H243L244 176V168H243V165L244 164H246V163H255L256 165H258L259 164V162H260V160H261V157H262V151L260 150V148H259V145H258V143L255 141V138H254V136H253V132H252V125L253 124H251L252 123V117H250L249 118V116H252L253 115V113H254V111H258V110H260L262 113H264V99H263V101H261L262 99V97L264 96V90H263V92L261 91V89H262V87H258V86H256V85H258V83L259 82H247V84L249 83V84H251V85H246V83L244 84V82H240L239 80H240V75H242L243 73H244V65L242 66L241 65V63H243L244 61H238V58H240L241 57V59H243L244 60V58H246V54H247V47H246V43H244V40H245V42H247L246 40L247 39H249L250 37V41H251V39H252V41H251V43H252V45L254 44H256V43H258L259 41H260V39L262 38V37H264V33H262V32H258L257 33V31L259 30L258 29V27H259V25H260V22L258 21V25H257V22H255V24H253L252 26H249V25H246L245 23H247L248 24V21L247 22H245V21H238V23H239V25L236 23L237 21H236V19H234V17H235V15L234 14H236L237 13V15H236V18H237V20H240L241 19V17H242V19L241 20H246V18L249 20L250 19V17L251 16H256V15H259V9H260V14H261V16L262 17H264V9H263V7H264V0H259L260 2H262V3H259V1L257 2V3H255V5L257 4V6L255 7V9H254V11H247L248 9L249 10H251V8H250V1H248V0H245V3H243V0H242V4H241V0H233V3H231L230 2V4H232V5H230V4H228V2H227V0H226V2H224L225 0H218V2H220V1H222V2H224V3H222V2H220V3H217V0H214L215 2H213V0H195L196 2H194L195 4H192L193 2V0H75V2L73 1V0H49V1H47V0H26V1H29V2H32V3H28V2H24L25 0H17ZM39 1V2H38ZM54 1V2H53ZM69 1V2H68ZM81 1V2H80ZM88 1V2H87ZM96 1V2H95ZM110 1V2H109ZM190 1V2H189ZM204 1V2H203ZM210 1L211 2H213L214 4H218V6H215L214 4H212V6H211V4H210ZM229 1V0H228ZM230 1H232V0H230ZM236 1V2H235ZM48 2V3H47ZM52 4H51V3ZM85 2H87L88 3V5L90 4V6H87V5H84V6H86L85 7V9L86 10H88V8L90 9V10H92V11H90V10H88V12H90V17L88 16V19L86 18V16L85 15H83V14H86L87 12L85 11V9H82V7L80 8V4L81 3H84V4H87V3H85ZM92 2V3H91ZM102 2V3H101ZM170 2V3H169ZM188 2V3H187ZM192 2V3H191ZM248 2V3H247ZM54 3V4H53ZM66 3H68V4H65ZM96 3H97V5H96ZM205 3V4H204ZM207 3V4H206ZM227 3V4H226ZM236 3H238V4H236ZM52 5V7L54 8H52L51 7V5ZM71 4V5H70ZM97 6H95V5ZM99 4V5H98ZM102 4V5H101ZM181 4V5H180ZM189 4V5H188ZM190 4H192L193 5V8H190V6H192V5H190ZM240 4H241V6H240ZM246 6H245V5ZM249 4V5H248ZM260 4V5H259ZM28 7H27V6ZM41 5V7H43V9L41 8V7H39ZM48 7H47V6ZM72 5H74V6H72ZM75 5L76 6H78L77 7V9L78 10H80V11H77L76 10V8H75V10H76V12H79V13H73L75 10H74V7H75ZM165 5H166V7H165ZM172 5V6H171ZM180 5V6H179ZM225 5H226V7H225ZM239 5V6H238ZM38 6V7H37ZM51 8H50V7ZM64 6H66V7H64ZM67 6H68V9H66L67 8ZM70 6H71V8H70ZM94 6V7H93ZM100 6V7H99ZM170 6V7H169ZM214 6V7H213ZM246 7L247 8V10H245V9H243V7ZM25 7V8H24ZM36 7V8H35ZM45 7H46V9H45ZM97 9H96V8ZM172 7V8H171ZM188 7V9L189 10H185L186 8ZM213 7V8H212ZM229 7V8H228ZM233 7H234V9H235V7H236V9H237V12H236V10H235V12L236 13H234V9H233ZM239 7H241V8H239ZM257 7H258V10H257ZM35 8V9H34ZM91 8H93V9H91ZM208 8V9H207ZM225 8V9H224ZM233 10H232V9ZM23 9V10H22ZM28 9V10H27ZM38 9V10H37ZM44 9L46 10V11H44ZM62 9V10H61ZM63 9L64 10H68V16L70 17V11H69V9H72V10H74V11H71L72 12V14L74 15V17H75V19L73 18L72 19V21H71V19L69 20V18L67 17V15L65 14V13H63V12H65V11H63ZM82 9V10H81ZM96 9V10H95ZM165 9V10H164ZM174 11H173V10ZM182 9V10H181ZM192 9V10H191ZM198 9V10H197ZM210 9V10H209ZM229 9V10H228ZM240 9H241V12H239L240 11ZM20 10V11H19ZM33 10V11H32ZM36 10V12H37V14H36V12L34 13V11ZM62 12H61V11ZM118 10V11H117ZM163 10V11H162ZM179 10H181V12L179 11ZM208 10V11H207ZM221 10V11H220ZM247 11L248 13H249V16L247 15V13H245L244 14V12L245 11ZM255 10H256V12H255ZM28 11V12H27ZM29 11H32L31 13H29ZM49 11V13L47 14V13H45V12H48ZM58 11H59V13H58ZM82 11L84 12L83 14H82ZM160 11V12H159ZM168 11V12H167ZM196 13H195V12ZM198 11V12H197ZM210 11V12H209ZM212 11H215V13L213 12V14L211 15L210 13H212ZM218 11H220L219 13H218ZM244 11V12H243ZM21 12V13H20ZM39 12V13H38ZM41 12H43V13H41ZM86 12V13H85ZM94 12V13H93ZM169 12H171V13H169ZM176 12V14H174V13ZM179 12V13H178ZM194 12V13H193ZM204 12H205V14H204ZM227 12V13H226ZM251 12H254V14L253 13H251ZM262 12H263V15H262ZM16 13L17 14H19V16L17 15V17H16ZM24 15H23V14ZM27 15H26V14ZM45 13V14H44ZM54 13V14H53ZM121 13V14H120ZM181 13V14H180ZM226 13V14H225ZM251 13V14H250ZM255 13H256V15H255ZM20 14L22 15V16H20ZM33 14V15H32ZM34 14H36V15H34ZM40 14V15H39ZM42 14H44V15H42ZM89 14V13H88ZM170 16H169V15ZM177 14H178V16H177ZM216 14V15H215ZM241 14V15H240ZM78 15V16H77ZM82 17H84L85 16V20L87 21V23L89 24L88 26H87V24H85L84 23V19H82L80 16ZM87 15V14H86ZM121 15V16H120ZM198 17H197V16ZM221 15H222V17H221ZM232 15H234V17L232 16ZM239 15V16H238ZM243 15V16H242ZM27 17L28 16V20H27V18H22V17ZM34 16V17H33ZM37 18H36V17ZM41 16V17H40ZM47 16V17H46ZM59 16V17H58ZM62 16V17H61ZM65 16V17H64ZM77 16V17H76ZM91 16H93V17H91ZM97 16V17H96ZM156 16V17H155ZM172 16V18H168V17H171ZM206 16V17H205ZM213 16V17H212ZM217 16L219 17L220 16V18H217ZM225 16H226V19H225ZM232 16V17H231ZM241 16V17H240ZM246 16H248V17H246ZM260 16V15H259ZM46 18L45 20L47 21H45L44 22V18ZM50 17L52 18L51 20H50ZM66 18V20H62L61 18ZM179 17V18H178ZM209 17H210V19H209ZM223 17H224V19H223ZM227 17H229V18H227ZM13 18V19H14ZM21 18V19H20ZM31 18V19H30ZM34 18H36V19H34ZM38 18H41L40 20L38 19ZM63 18V19H64ZM78 18V19H77ZM80 18V19H79ZM89 18H91L90 20L91 21H93L92 19H94V21L93 22H90L89 21ZM99 18V19H98ZM126 18H128L130 21H128V19H127V21H126ZM155 18V19H154ZM168 18V19H167ZM175 18V19H174ZM207 18V19H206ZM217 18V19H216ZM230 18H233L235 21H233V19H230ZM240 18V19H239ZM244 18V19H243ZM26 19V20H25ZM107 19H108V21H107ZM153 19V20H152ZM171 19L174 21V22H172L171 21ZM186 19V20H185ZM20 20H23L21 23H20ZM34 20H36V21H34ZM38 20L40 21V24L38 23ZM75 22H74V21ZM77 20V21H76ZM111 20V21H110ZM33 21V22H32ZM51 21L53 22V23H51ZM116 21V22H115ZM167 21V22H166ZM169 21V22H168ZM178 21V22H177ZM218 21H220L222 24H224V27H222V25H220V24H218L217 22ZM222 21H224V23L222 22ZM229 21H230V23H229ZM16 22V23H17ZM32 24H30V23ZM35 22H37L39 25H40V27H41V29L39 28V25H37V27L38 28H35L36 26L34 25L35 24ZM42 22V23H41ZM90 22V23H89ZM96 22H103V25H105V22H106V27H104L103 25H102V23L101 24H98V23H96ZM113 22H115V23H113ZM121 22H123V23H125V25H123V23L121 24ZM131 22V23H130ZM135 22V23H134ZM173 24H171V23ZM219 22V23H220ZM232 22V23H231ZM240 22H241V24H240ZM243 22V23H242ZM245 22V23H244ZM22 23H24V24H22ZM26 23H29L32 27H33V25H34V27H33V30L31 29V31L29 30L30 28V25L29 24H26ZM34 23V24H33ZM94 23H96L95 24V26H93L94 25ZM116 23H117V25H116ZM126 23L127 24H129V25H126ZM132 23H134V24H132ZM155 25H154V24ZM209 23V24H208ZM233 23H235V24H233ZM26 24V25H25ZM44 24H46V27L45 28H43L44 27ZM58 24V23H57ZM67 24V23H66ZM65 23H63L61 26H64V25H66ZM67 24V25H68ZM91 24V25H90ZM98 24V26L100 27V26H103V29L105 28V30H106V32H105V30H104V32L106 33V34H110L109 36H108V38H106L107 36L105 35H102L103 33H102V31H99V29L100 28H102V27H100L99 29L96 27V25ZM118 24H119V27H120V24L121 25H123L124 27L125 26H127L126 28H123V26H122V28L123 29H121V27H120V30H123V31H119V33L122 35H119V33H118V30L119 29H115V33H112L114 30V26H116V27H118ZM169 24V25H168ZM211 24V25H210ZM218 25V27L219 26H221L222 28L220 29V31H222V32H219V29L217 28V26L216 25ZM28 25V26H27ZM66 25V26H67ZM68 25V26H69ZM112 25H114L113 27H112ZM158 25V26H157ZM229 25V26H228ZM244 25V26H243ZM256 25V27H253V26H255ZM21 26H23L22 28H20ZM25 26V27H24ZM54 26V25H53ZM66 26H64L65 28V32H67L68 31V28H70V26L67 28V30H66ZM93 26V27H92ZM108 26V27H107ZM188 26H189V28H188ZM208 26H212V27H210V28H208ZM228 26V27H227ZM31 27V28H32ZM56 26H54V27H52L53 28V32H52V30H51V34H53L54 33V31H55V28ZM85 27V28H84ZM86 27H89L88 29L86 28ZM90 27H92L93 28V30L95 31L96 30V28H97V30L99 31H97L96 30V34L93 32V31H91V29H90ZM118 27V28H119ZM163 27V28H162ZM170 27H172V28H170ZM215 27V28H214ZM230 27V28H229ZM232 27V28H231ZM234 27V28H233ZM238 27V28H237ZM241 27H243L244 29H246L247 31H245L244 33H243V29L241 28ZM253 27V28H252ZM25 28H27V29H25ZM85 29V30H83L82 31V29ZM108 28H109V31L111 30V32L110 33H108L109 31H108ZM110 28H113V29H110ZM127 28H129V29H127ZM135 28V29H134ZM188 28V29H187ZM208 28V29H207ZM36 29V31H34ZM59 29H57V30H59ZM73 29H72V31H73ZM174 29V30H173ZM199 29V30H198ZM215 29H216V31H218V32H216L215 31ZM222 29H224V30H222ZM233 29V30H232ZM255 29H257V30H255ZM28 30V31H27ZM41 30V31H40ZM69 30H71V28L69 29ZM79 30V31H78ZM91 31V32H88L87 33V31ZM100 30H102V29H100ZM130 30V31H129ZM162 30V31H161ZM166 31V33H165V31ZM186 30V31H185ZM188 30H189V32H188ZM197 30V31H196ZM210 30V31H209ZM238 30V31H237ZM240 30H242V31H240ZM34 31V32H33ZM61 31H56V32H61ZM185 33H184V32ZM212 31V32H211ZM228 31H229V33H228ZM55 32V33H56ZM68 32H70V33H72L71 31H68ZM76 32H77V34H76ZM93 32V33H92ZM138 32H139V36H137L138 35ZM181 32H183V33H181ZM189 33V35H187L188 33ZM192 32V34H190ZM194 32L196 33V38H195V35H194ZM199 32V33H198ZM209 34H208V33ZM215 34H219V35H215ZM230 35H228L227 33ZM231 32V33H230ZM78 33H79V36H78V38H77V35H78ZM87 33V34H86ZM101 34V36L103 37H100L101 39H104L105 40V38L108 40V42H110L111 41V39H112V42H113V45H115L116 43H117V45H118V42L120 43L118 46L119 47H121V44L123 43V45H122V47L123 48H119V49H121V50H119L118 51V49L115 51V49L116 48H118V46L117 47H115V49H113L112 50V53H111V49L109 48V51L107 50L108 49V47L109 46H113L112 45V42H110V43H107L106 42V40L105 41H102V42H105V43H103V45L105 44V46H100L99 45V43L101 42V40H99L100 38H99V35L98 34ZM113 35H112V34ZM226 33V34H225ZM242 33V35L243 36H241L240 34ZM49 34V33H48ZM61 34V33H60ZM60 34H59V40H60V38L62 37V36H60ZM62 34V35H63ZM69 33H67V35H68ZM75 34H76V36H75ZM94 34V35H93ZM178 34L180 35V36H178ZM198 34V35H197ZM254 34V35H253ZM90 35H93V36H90ZM98 35V36H97ZM116 35V36H115ZM213 35V36H212ZM226 35H228V36H226ZM236 35L238 36V39H237V37H236ZM248 35V36H247ZM255 35H256V37H255ZM260 35V36H259ZM263 35V36H262ZM52 36V35H51ZM82 36L85 38V40L83 41V42H81L83 39H82ZM95 36L97 37L96 38V40H95ZM111 36V37H110ZM187 36H189V37H187ZM216 36H217V38H216ZM224 36V37H223ZM226 36V37H225ZM250 36V37H249ZM52 37H55V36H52ZM76 37V38H75ZM89 37H91V40H92V37H93V41H95V42H90L89 41ZM131 37V38H130ZM139 37V38H138ZM174 37V38H173ZM180 39H179V38ZM182 37V38H181ZM219 37V38H218ZM240 37V38H239ZM55 38H57V37H55ZM75 38V39H74ZM79 38H80V40H79ZM111 38V39H110ZM114 38H116V39H114ZM136 39V38H138L137 40V42H140V44H138L137 42H135V43H137V44H135L134 42H132V40L133 39ZM141 38V39H140ZM167 40H166V39ZM199 38V39H198ZM222 38V39H221ZM226 40H225V39ZM58 39V38H57ZM56 39V40H57ZM97 39H98V41H97ZM114 39V40H113ZM129 39V40H128ZM131 39V40H130ZM174 39V40H173ZM186 39V40H185ZM194 39H195V41H197V43L198 44H195V41H194ZM140 40V41H139ZM184 40V41H183ZM208 40V41H207ZM213 40V41H212ZM229 40V41H228ZM238 40V41H237ZM79 41H80V43H79ZM87 41H89V42H87ZM130 41V42H129ZM169 41V42H168ZM215 41H217V44H215ZM60 42H62V40L60 41ZM66 42H68V43H66ZM70 42H72V41H70ZM99 42V43H98ZM102 42H101V45H102ZM175 42V43H174ZM208 42H210V43H208ZM226 42H227V44H226ZM240 42H242V43H240ZM57 43L59 44V41L57 40ZM82 43H83V45H84V43H86L87 44V51H85V48H84V46L82 47L83 48V50H82V48H81V45H82ZM90 43H91V45H90ZM131 44L130 46L131 47H129V48H127V46H129L128 44ZM204 43L206 44V46L208 47V49L206 48V46L204 45ZM208 43V44H207ZM212 43V44H211ZM213 43H214V45H213ZM61 44V43H60ZM63 44V43H62ZM70 44H72L73 45V42L72 43H70ZM94 44V45H93ZM95 44H96V46H95ZM107 44V45H106ZM127 44V45H126ZM229 44V45H228ZM234 44V45H233ZM71 45V46H72ZM73 45V46H74ZM134 45H136V46H134ZM141 45V46H140ZM142 45H143V47H144V49H143V47H142ZM171 45V46H170ZM179 45H181V46H183L182 48H181V46L179 47ZM196 45V46H195ZM213 45V46H212ZM231 45H233V46H231ZM89 46V47H88ZM93 46H95V47H93ZM100 46V47H99ZM116 46V45H115ZM174 46V47H173ZM176 46H177V48H176ZM195 46V47H194ZM203 46V47H202ZM75 48L77 47V46H74ZM98 47L99 48H101L100 50L98 49ZM103 47V48H102ZM138 47H142L140 50L141 51H143V53H145L146 54V56L138 49L137 51L139 52H137V51H135L136 50V48H138ZM185 47V48H184ZM192 48V47H194V48H192V49H190V48ZM205 47V48H204ZM210 47V48H209ZM216 47V48H215ZM225 47V48H224ZM228 47V48H227ZM232 47V48H231ZM236 47V48H235ZM243 47V48H242ZM72 48V47H71ZM111 48H113V47H111ZM131 48H134V49H132L131 50ZM175 48V49H174ZM181 48V49H180ZM189 48V49H188ZM66 49V50H65ZM72 49H74V48H72ZM90 49L92 50H94V51H90ZM103 49V50H102ZM125 50V52H124V50ZM178 49V50H177ZM185 49H188V50H185ZM206 49V50H205ZM99 50V51H98ZM123 50V51H122ZM132 52H131V51ZM134 50V51H133ZM145 50V51H144ZM192 50V51H191ZM237 50V51H236ZM98 51V52H97ZM106 54H108V57L109 56H111V58L109 57V59H108V57H107V59L105 58L107 55H105V53ZM114 51L117 53H119L120 55H118V53L116 54V53H114ZM242 51V54H243V56L239 53V52H241ZM76 52V53H75ZM84 52V53H83ZM90 52V53H89ZM97 52V53H96ZM108 52V53H107ZM178 52V53H177ZM188 52V53H187ZM238 52V53H237ZM67 53V54H66ZM83 53V54H82ZM86 53L88 54L87 56H86ZM102 53L104 54V56L102 55ZM110 53V54H109ZM138 53V54H137ZM191 53H193V55H194V62L196 61L197 62V64H195V65H197L198 67H201L204 71H203V76L204 77H206V78H202V82H201V80H200V82H180L181 81V78L184 76V74L186 73V69L188 68V66H189V64H190V62H191V60H190V56H191ZM221 53V54H220ZM80 54H81V56H80ZM111 54H113V55H111ZM123 54V55H122ZM141 56H140V55ZM143 54V55H142ZM180 54V55H179ZM187 54V55H186ZM203 54H205V56L203 55ZM206 54H208L207 55V57H206ZM222 54H224V55H222ZM229 54V55H228ZM84 55V56H83ZM94 55V56H93ZM115 55V56H114ZM126 55H128V56H126ZM196 55L197 56H199V57H196ZM241 55V56H240ZM86 56V57H85ZM97 56H98V58H97ZM100 56H102V57H104V58H99ZM116 57V58H114V57ZM136 56V57H135ZM137 56H139V57H137ZM144 56V57H143ZM210 56V57H209ZM231 56V57H230ZM71 57V58H70ZM89 57H90V59H89ZM92 57V58H91ZM95 57V58H94ZM146 57V58H145ZM174 57V58H173ZM205 57V59L207 58L208 60L206 61L205 59H203ZM219 57V58H218ZM223 57V58H222ZM238 57V58H237ZM80 58V59H79ZM133 58V59H132ZM138 58V59H137ZM142 58V61H140V59ZM143 58H145V61L143 62ZM184 58V59H183ZM202 58V59H201ZM217 58V59H216ZM92 59H94L93 61H95L96 60V62L98 61V59H101V61H103V63L105 62V64L104 65H106V66H102L103 65V63H102V65L101 64H99L100 62L98 61L97 62V64H98V66H100L99 68H97L98 66H93V65H97L96 63H94L93 61H91ZM105 59V60H104ZM112 59V60H111ZM139 60L138 62H132V64H133V67H134V69H133V67L131 66V65H129L130 64V61L131 60ZM175 59V60H174ZM197 59H199V60H197ZM216 60V61H214L215 62V64H214V62H213V60ZM228 59V60H227ZM232 59H234V60H232ZM238 61L237 62V65H236V60ZM70 60H72V61H70ZM85 60V61H84ZM87 60V61H86ZM89 60V61H88ZM109 62H108V61ZM114 60V61H113ZM134 60V61H135ZM178 60V61H177ZM212 62H211V61ZM82 61L84 62V63H82ZM147 61H150V62H147ZM220 61V62H219ZM224 61V62H223ZM78 62V63H77ZM89 63V62H91V65H90V63L86 66V63ZM113 62V63H112ZM140 62H142L141 64H140ZM195 62V63H196ZM207 63V65H206V63ZM208 62H209V64H212L213 63V65H209L208 64ZM211 62V63H210ZM226 62V63H225ZM231 62V63H230ZM92 63H94L93 65H92ZM109 63V64H108ZM119 63V64H118ZM187 63V64H186ZM82 64V65H81ZM110 64H111V66H110ZM136 66H135V65ZM144 64H146L145 65V67L147 68H149L148 70H150V71H148L145 67H144ZM150 66H148V65ZM152 64V65H151ZM186 64V65H185ZM203 64V65H202ZM205 64V65H204ZM220 64H222V65H220ZM225 64V65H224ZM230 64H231V66H230ZM83 65H85V67L86 68H88V69H85V72L86 71H88L86 74H85V72H84V66ZM138 65L139 66H141V67H143V68H145V69H143V68H140L139 69V67H138ZM239 66V67H236V66ZM243 67H241V66ZM89 66H91L90 68H89ZM116 66H117V68H116ZM131 66V67H130ZM212 66V67H211ZM218 66V67H217ZM77 67H79L80 69H79V71H78V68ZM82 67H84V68H82ZM96 67V71H95V69L94 68ZM103 67H105V68H103ZM112 67V68H111ZM130 67V68H129ZM211 69H210V68ZM220 67V68H219ZM225 69H224V68ZM227 67V68H226ZM229 67V68H228ZM232 67V68H231ZM236 67V68H235ZM241 67V70L239 69ZM101 68V69H100ZM152 68V69H151ZM186 68V69H185ZM212 68H216V69H212ZM100 70V72L99 71H97V70ZM103 69H105V71H103ZM130 69V70H129ZM182 69H184V70H182ZM229 69V70H228ZM78 72H77V71ZM89 70L92 72V71H94V72H92V73H94L93 75H91L90 76V72H89ZM101 70H102V72H101ZM136 70V71H135ZM146 70H147V72H146ZM226 70H228V71H230V72H228V71H226ZM108 71H110L111 73H109ZM127 71V72H126ZM132 71V72H131ZM143 71V72H142ZM152 71H153V73H152ZM209 71V72H208ZM212 71H214V72H212ZM215 71H216V73H215ZM224 71V72H223ZM97 72H99V73H97ZM129 72H131V74L129 75ZM136 73V75L134 74L133 75V73ZM141 72V73H140ZM145 72H146V74L148 75L149 74V76L151 77H148L147 75H145ZM226 72H228V74H229V76L227 75V73ZM79 73V74H78ZM86 75H84V74ZM88 73H90V74H88ZM97 73V74H96ZM101 73H103L102 75H104L105 73L106 74H109L108 76H106V74L104 75L105 76V78H102L101 79ZM117 73V74H116ZM139 73V74H138ZM142 73H144V74H142ZM206 73H208V75L206 74ZM211 73V74H210ZM226 73V74H225ZM82 74V75H81ZM128 74V75H127ZM157 74V75H156ZM206 74V75H205ZM219 74V75H218ZM225 74V75H224ZM231 74V75H230ZM245 75H246V77H245V79L248 77V75L246 74V73H244ZM244 74H243V76H244ZM81 75V76H80ZM97 75V76H96ZM127 75V76H126ZM152 75V76H151ZM154 75H155V77H157V78H155L154 77ZM159 75V76H158ZM182 77H181V76ZM103 76V77H104ZM133 76H135V77H133ZM147 76V77H146ZM221 76V77H220ZM243 76H241V79L243 80L244 79V77ZM80 77H81V79H80ZM87 77H90L91 79L90 80H88V78ZM126 77V78H125ZM129 77V78H128ZM180 77V78H179ZM216 77V78H215ZM224 77V78H223ZM78 78V79H77ZM96 78H99V80H101V82L102 83H100V82H97V80H96ZM132 78H134L135 79V81L132 79ZM160 78V79H159ZM238 78V79H237ZM86 81V82H84V80ZM92 79L94 80V81H92ZM104 79V80H103ZM132 79V80H131ZM138 79V80H137ZM154 79H155V82H154ZM157 79V80H156ZM158 79L161 81V83H160V81H158ZM215 79V80H214ZM221 79V80H220ZM228 79L230 80V81H228ZM244 79V80H245ZM78 80V81H77ZM107 81V83L108 82H110V83H108V84H111V85H107L108 87H105L104 85H102V84H104V81ZM113 80H114V82H113ZM124 80V81H123ZM131 80V81H130ZM145 80V81H144ZM150 80V81H149ZM152 80V81H151ZM203 80H205V82H203ZM214 80V81H213ZM216 80H218V82H216ZM224 80V81H223ZM238 80V81H237ZM248 80V79H247ZM83 83H82V82ZM87 81H88V83H87ZM91 81V82H90ZM106 81H105V83H106ZM149 83H148V82ZM156 81H158V82H156ZM208 81L212 84V82H214L212 85H209L208 84ZM246 81V80H245ZM79 82H81V83H79ZM89 82L90 83H92L93 84V82H94V84L91 86L90 84H89ZM128 82H129V84H128ZM139 82V83H138ZM144 82V83H143ZM235 82V83H234ZM236 82L238 83V84H236ZM106 83V84H107ZM114 83V84H113ZM121 83H123V84H121ZM125 83V84H124ZM134 83V84H133ZM135 83H137L136 85H135ZM152 83V84H151ZM155 85H154V84ZM203 83H205V84H203ZM206 83H207V85H206ZM222 83V84H221ZM82 86H81V85ZM90 86H89V85ZM100 84H101V86L102 87H100ZM113 84V85H112ZM127 84H128V87H126L127 86ZM157 84V85H156ZM185 84V85H184ZM236 84V85H235ZM240 84H242V85H245V86H243L242 87V85H240ZM261 84H263L262 82H261ZM73 85H75V87H73ZM115 85H117V86H115ZM126 85V86H125ZM138 85H139V87H140V85H141V88H139L138 87ZM149 85V86H148ZM150 85H152V91L150 90L149 91V87H151ZM221 85V86H220ZM234 85V87H232ZM237 85L238 86H241V88H238L237 87ZM259 85H260V83H259ZM89 86V87H88ZM97 86H98V88H97ZM103 86H104V88H103ZM110 86V87H109ZM112 86H115V87H113V91H114V89H115V92H113L112 90H111V88H112ZM120 86H122V88L121 89H123L124 91H121V89H119L120 88ZM135 86V87H134ZM145 86H146V92H145ZM148 86V87H147ZM156 86V87H155ZM189 86V87H188ZM211 86H213V87H211ZM218 86V87H217ZM220 86V87H219ZM222 86H223V88H222ZM236 86V87H235ZM247 86H248V88H247ZM250 86V87H249ZM251 86L252 87H254V88H251ZM264 86V85H263ZM117 87H119V88H117ZM125 87H126V89H125ZM153 87H154V89L155 88H157V89H155V91L153 90ZM161 89H160V88ZM256 87V88H255ZM70 88H72V89H70ZM75 88V89H74ZM85 88V89H84ZM89 88V89H88ZM100 88V89H99ZM102 88L105 90V91H103L102 90ZM110 88V89H109ZM131 88V89H130ZM137 90H136V89ZM159 88V89H158ZM212 88H213V91H211L212 90ZM238 88V89H243V90H241V92H240V90L239 91H237L236 89ZM259 88H261L259 91H260V93H259V91H257L256 89H259ZM96 89H99L98 90V92H96L95 90ZM109 89V90H108ZM116 89H117V92H116ZM133 89L135 90V91H133ZM141 89V90H140ZM203 89V90H202ZM254 89L258 92V94H257V92L256 91H254ZM264 89V88H263ZM72 90V91H71ZM85 90H87V93H86V91ZM121 91L120 92V94H121V96H119L120 94L118 93L119 91ZM157 90H159L158 92H160V93H158L157 92ZM205 90V91H204ZM220 90L222 91V93L220 92ZM250 91L251 90V93H250V96H248L249 98H250V100L249 99H247L248 97H247V95L246 94H244V92L245 91ZM77 91V92H76ZM80 91V92H79ZM94 91V92H93ZM110 92L111 93V91H112V93H113V95L111 96V94L109 95V93H106V94H108V96L106 95V94H104L103 92ZM126 91V92H125ZM128 91H129V93H128ZM130 91H132V94H131V92ZM141 93H140V92ZM149 91V93H147ZM184 91V92H183ZM208 91V92H207ZM210 91V92H209ZM215 91V92H214ZM246 91V92H247ZM254 91V93H256V94H254V93H252ZM79 92V93H78ZM123 92V93H122ZM134 92L136 93L135 95H134ZM155 92H156V94L157 95H159V94H161L160 95V100H159V98H158V96H156V98H155ZM187 92V93H186ZM190 94H189V93ZM205 92V93H204ZM214 92V94H212ZM220 92V93H219ZM238 94H237V93ZM261 92H262V97H258L257 95H259L260 94V96H261ZM81 93V94H80ZM116 93V94H115ZM139 93H140V95H139ZM142 93H143V95L145 96V94H146V98H148L150 101L151 100H153V101H147L146 100V98L142 95ZM204 93V94H203ZM248 93V92H247ZM76 94V95H75ZM89 94H92V95H89ZM94 94V95H93ZM95 94H97L98 95V97H96V95ZM101 94V97L103 98H99V95ZM125 94L126 95H129V99L127 98L126 99V102H128L129 100H130V98H132L131 99V101L130 102H128V104L129 103H131L129 106L131 107H135V106H133L134 104L136 105V107H135V109L133 110L132 109V107H131V109L133 110V111H135V113H140V111H141V114H138V115H136V119L135 118H133L134 117V114H132V110H131V113H130V108H129V112L127 111V109H126V104L124 103L125 102V99L124 98H126V96H125ZM149 94V95H148ZM209 94H210V96H209ZM242 94V96H240ZM105 97H104V96ZM148 95V96H147ZM163 95V96H162ZM188 95V96H187ZM198 95V96H197ZM227 96V98L225 97V96ZM230 95H233L232 97L230 96ZM234 95L235 96H237L236 97V99L237 98H240V99H238L237 100V102H236V99L234 100ZM238 95L240 96V97H238ZM244 95H246V99H245V96ZM248 95H249V93H248ZM252 95V96H251ZM89 96H92V97H89ZM95 96V97H94ZM107 96V97H106ZM111 96V97H110ZM124 96V97H123ZM140 96L142 97L143 96V98H145V100L144 101H147V103H149V107H147V105H145V103H144V101H141V102H143V105H142V103L140 102V100H143V98H140ZM161 96H162V98H161ZM214 96V97H213ZM228 96H230V98L228 97ZM253 96H256L257 97V100L259 99H261L260 101H258L259 103H257L256 101H254L253 102V100L256 98V97H254L253 98ZM120 97V98H119ZM196 97V98H195ZM221 97V98H220ZM74 98V99H73ZM85 98V99H84ZM106 98H108V100H113L112 102H109L108 100L106 101ZM121 98H122V100H121ZM135 98V99H134ZM137 98H140V100L139 99H137ZM158 98V99H157ZM163 98H165V99H163ZM202 98H203V100H202ZM220 98V99H219ZM226 98V99H225ZM232 99L233 98V102H236V103H233L232 101H231V103L229 104L228 103V101L229 100H227V99ZM264 98V97H263ZM91 99V100H90ZM95 101V102H93V100ZM99 99H102V100H99ZM135 100V102H137L136 100H138L139 102H137V103H133L134 102V100ZM155 99L157 100V102L159 103V101H161V99H163L164 101H166V103H163L164 105H165V107H164V105H162V107H164L165 109H167L168 111L170 110V109H172V112H170V114L172 113V114H175V117L176 116H178V117H176V118H178L179 119V121L180 122H176V120H178V119H174V120H172L173 118H175L174 116H171L170 114H169V112L167 111L166 112V110L164 111V112H166V113H164L163 112V115H161L162 113H160V115H156V113H151V110H149V109H152L153 110V108L155 107V106H158L157 104L158 103H156V101H155ZM194 99V100H193ZM196 99H197V103L195 102L196 101ZM201 99V100H200ZM75 100V101H74ZM88 100H90L89 102H87ZM98 100V101H97ZM116 100V101H115ZM128 100V101H127ZM198 100H200V101H203V103L202 102H198ZM205 100V101H204ZM243 100H244V102H243ZM83 101V102H82ZM97 101V102H96ZM104 101H106V102H104ZM120 103H119V102ZM185 101V102H184ZM206 101H209V102H206ZM219 103H218V102ZM249 102V104H248V102ZM98 102H100L99 103V107L101 108V106L104 108H106L107 106H108V108H110L111 109V104L110 103H113V102H118V104H116V103H113L114 104V107H112V110H109L108 108H106V110H101L100 109V111H98L97 109H99V107L96 105V104H98ZM108 103V104H104V103ZM222 102V103H221ZM253 102V103H252ZM261 102V103H260ZM263 102V103H262ZM86 103V104H85ZM88 103H90V104H88ZM123 103V104H122ZM202 103V104H201ZM205 103V104H204ZM228 103V104H227ZM238 103L240 104V105H238ZM80 104H81V106H80ZM109 104H110V106H109ZM125 104V105H124ZM150 104H151V106L153 107H151L150 106ZM161 102H160V106H161ZM167 104H168V106H167ZM235 104L239 107V106H241V108H237L238 109V111H236V110H233L232 108H235L236 106H235ZM246 104V105H245ZM249 106H248V105ZM253 104H255L254 106H252ZM85 105V106H84ZM87 105V106H86ZM101 105V106H100ZM104 105V106H103ZM116 105L118 106L119 105V108H116ZM137 105H139L140 107H138ZM144 105L147 107V109H145V107H144ZM177 105V106H176ZM211 105V110H209V106ZM224 107H222V106ZM233 105V107H231ZM82 106H83V108H82ZM90 106V107H89ZM95 106V107H94ZM122 108H121V107ZM142 106L144 107L143 108V110L142 109H139L138 110V108H142ZM212 106H213V108H212ZM235 106V107H234ZM244 106V107H243ZM252 108H251V107ZM97 107V108H96ZM123 107H124V110H123ZM128 107V106H127ZM151 107V108H150ZM170 107V108H169ZM178 107V108H177ZM257 107V108H256ZM81 110H80V109ZM91 108V109H90ZM96 108V109H95ZM114 108V109H113ZM208 108V109H207ZM219 108H220V111L219 112H223V115L221 116V114H222V112L220 113V116H219V113H218V110H219ZM222 108V109H221ZM231 109V110H233L232 112L230 111H228V110H226V109ZM248 108H249V111H248ZM257 110H256V109ZM77 109V110H76ZM93 109H95L96 111H94V112H91L90 113V111H93ZM196 109V110H195ZM236 109V108H235ZM76 110V111H75ZM89 110V111H88ZM107 110L110 112H108L107 113ZM121 110H123V111H121ZM198 110H201V111H198ZM223 110H226V111H223ZM82 111H84L85 112V116H84V113L82 112ZM103 111V112H102ZM113 111V112H112ZM115 111V112H114ZM118 111V112H117ZM142 111H146V113L147 114H145L144 112H142ZM171 111V110H170ZM198 111V112H197ZM208 111V112H207ZM210 111V112H209ZM78 112H79V114H78ZM87 112V113H86ZM101 114H100V113ZM175 112V113H174ZM242 112V113H241ZM93 113V114H92ZM112 113H114V115L112 114ZM132 114L133 115V117H131V118H133V119H135L136 120V122H134V123H132L133 121H135V120H133V119H130L129 121L132 123V124H134L133 125V127L132 126H130L131 124H129L128 123V119L130 118L129 117V115L128 114ZM134 113V112H133ZM143 113V114H142ZM149 113V114H148ZM153 115V117H152V115ZM218 113V114H217ZM227 113V114H226ZM231 113V114H230ZM239 113V114H238ZM244 113V114H243ZM245 113H246V115H245ZM91 115V117H90V115ZM117 114H119V121H116L115 122V118H116V116H117ZM123 116H122V115ZM125 114V115H124ZM145 114V115H144ZM165 114H169L168 116L167 115H165ZM217 114V115H216ZM230 114V115H229ZM79 115H82V117H80ZM109 115V117H110V119L112 118L111 116L113 115V117H114V119L112 118V122H111V120L110 119H108L109 120V122H111V123H113V124H115V125H112V128H111V126H110V124H109V128L111 129V131L112 132H114V131H117L118 132V135H120V134H122V132L124 131L125 132V130H123L122 132L119 130V129H121V128H119L118 129V125H121V123H122V125H123V127H125V125L128 123L129 124V126L130 127H132V128H134V126L136 127L137 125H138V127L136 128V130H135V128H134V130L133 129H130L129 127H125V129H126V131H127V134H128V136L129 137H131V140L132 141H134V140H136L137 142L135 143L136 145H134L133 143L135 142H132V146H130V144H125L126 142V140H124L125 139V137L127 138V142L129 143L130 141H129V137H127V135L126 134H124V132H123V134L122 135H126L124 138H123V136H121V138H119L120 140L117 142V143H119V142H121V139L122 140H124L123 142H121L122 143V145H120V150L119 151H121V153L119 154L118 153V149L119 148H117V146H115V143H116V140H115V138H116V136H118L117 134H115L116 132H114V134L113 133H111V135H113L112 137L110 136V131L108 130L109 128H107V127H104V126H102V122H104V121H102V120H105V118L107 117ZM116 115V116H115ZM144 117H143V116ZM148 115H150V116H148ZM203 116V117H200V116ZM224 115H226V116H224ZM236 115H238V116H236ZM104 116H106V117H104ZM120 116H121V118H120ZM138 116H140V119H142V120H139L138 119ZM148 116V117H147ZM157 116H158V119H157ZM159 116H161V117H166L165 119L167 120V118L169 117V119H170V122L169 121H166L164 118H163V120H162V118L160 119L159 118ZM219 116V117H218ZM231 116H233V117H231ZM94 117V116H93ZM109 117H107V118H109ZM118 117V116H117ZM122 117H124V118H126V119H123ZM143 117V118H142ZM151 117V118H150ZM231 117V118H230ZM101 118V119H100ZM156 118V119H155ZM225 118V119H224ZM236 118V119H235ZM244 118H246V119H244ZM98 119H100V120H98ZM152 119V120H151ZM157 121V120H159L160 119V122H161V120L162 121H164V124L163 125H165V126H161L162 125V123H158V121H157V126L159 127H156V125H155V129L153 128L154 126L152 125L151 126V124H152V121H155V120ZM168 119V120H169ZM199 119V120H198ZM243 119V120H242ZM250 119V120H249ZM116 120H117V118H116ZM142 121V126H144L145 124V127L143 128L140 124H136V123H138L139 121ZM147 120V121H146ZM198 120V121H197ZM126 121V122H125ZM145 121V122H144ZM172 121V122H171ZM176 122V123H174V122ZM94 122V121H93ZM147 122V123H146ZM149 122H151V124L149 123ZM165 122H169L171 125H173V123L174 124H176L175 126H177L179 123H183L184 122V125L186 126V128H185V126L183 125V124H179L181 127H182V125H183V127L181 128L179 125V127L177 126V128L175 127L174 128V125L173 126H171L169 123H165ZM193 122V123H192ZM205 122V123H204ZM249 122V123H248ZM120 123V124H119ZM126 123V124H125ZM140 123V122H139ZM154 123H156V122H154ZM197 123H198V125H197ZM243 123H244V126H243ZM93 124V123H92ZM136 124V125H135ZM167 124H169V125H167ZM206 124V125H205ZM238 124V125H237ZM240 124V125H239ZM81 125V126H80ZM122 125L120 126V127H122ZM140 125V126H139ZM197 125V126H196ZM203 125V127H201ZM80 126V127H79ZM115 126H117L116 128H115ZM128 126V125H127ZM148 126V129H146V127ZM149 126L151 127L150 129H149ZM162 127V129L163 128H165V131H164V129H163V132H162V129H161V127ZM167 126H169L168 127V130H171V131H166L167 130ZM245 126H247V127H245ZM101 127V128H100ZM170 127H173V129L175 130V129H177V131H174L172 128L170 129ZM192 127H193V129H192ZM201 127V128H200ZM99 128V129H98ZM102 128H105L106 130L103 132V131H101L102 130ZM140 128V129H139ZM145 129L143 132H144V134L146 133H148V135L147 136H142V130L143 129ZM154 130H159L160 129V132H162V134L163 135H161V133L160 132H156V131H154ZM179 128L181 129V130H183V132L185 131V133L187 132V130L186 129H188V133H190V131H191V134H188L187 133V135L188 136H191V135H193L194 136V138H193V136L191 137L192 138V140H194V139H196V140H194L193 142H192V140H190V142H189V139H187V137H186V134L185 133H183V132H181L180 130H179ZM96 129V130H95ZM98 129V130H97ZM113 129V130H112ZM137 129H139V132H141V133H139L138 131H137ZM142 129V130H141ZM151 129H152V131H151ZM252 129V130H251ZM95 130V131H94ZM104 130V129H103ZM128 130H131V131H133V132H131V131H129V132H131L130 134L128 133ZM150 130V131H149ZM101 131V132H100ZM120 131V132H119ZM135 131H136V133L138 132V134H141V137L143 138V137H145V138H143L144 140L142 141V139H141V137H140V135H137V137L139 136L140 137V139L139 140H141V141H138V138L135 136V134H132V133H135ZM173 131V133H171V134H173L172 135V137H174V138H172V137H170L171 136V134L170 133H168V132H172ZM193 131H195V133L197 134H195ZM197 131V132H196ZM101 133V134H98V133ZM155 132V133H154ZM164 132H166L167 133V135L164 133ZM176 132H178L179 133V139H178V136H176L178 133H176ZM180 132H181V134H180ZM104 134V136L105 137H100V135H103ZM120 133V134H119ZM151 133V134H150ZM143 134V135H144ZM145 134V135H146ZM165 134V135H164ZM170 134V136H168ZM185 134V135H184ZM159 135H161V136H159ZM97 136V137H96ZM108 136V137H107ZM115 136V137H114ZM135 136V138L136 139H133V137ZM151 137V139H150V137ZM154 136V137H153ZM156 136H157V138H156ZM163 136V137H162ZM183 136H185V140H184V137L182 138ZM120 137V136H119ZM149 137V138H148ZM96 138H98V139H100V141H96ZM104 138V139H103ZM113 138V139H112ZM148 139L147 140V143L145 144V139ZM161 138V141H158L159 139ZM164 138V139H163ZM166 138V139H165ZM249 138V139H248ZM102 139V140H101ZM106 139H109V140H106ZM157 139V140H156ZM162 139L164 140V141H162ZM178 139V140H177ZM182 139V140H181ZM117 140H118V137H117ZM150 140V141H149ZM177 140V142L179 143V145H177L176 143H175V141ZM186 140H188L187 142H186ZM214 140V141H213ZM251 140V141H250ZM104 141V142H103ZM148 141L149 142H153L152 144H153V146L155 147L156 145H157V147L156 148H153V149H151L152 148V145H151V148L150 149H148V148H146L145 150L146 151H144V150H142V149H139V147L140 148H144V146L145 147H150L149 145H148ZM154 141H157V143L160 145V143L159 142H161V145L163 144V145H166V143L168 144V146H170V148L168 147V146H164L163 147V145L160 147V148H164L163 150H161L160 148H158L159 146H158V144L155 142L154 143ZM181 141H182V143H181ZM250 141V142H249ZM163 142V143H162ZM169 142V143H168ZM171 142H172V145H171ZM186 142V143H185ZM194 144H198V145H196L197 147L198 146H200V148L198 149L195 145H193L192 143ZM200 142V143H199ZM105 143H107V144H105ZM116 143V145H118ZM141 144H142V146H141ZM143 144H145L144 146H143ZM170 144V145H169ZM174 144H175V146H174ZM185 145V144H187V145H185V146H183V145ZM201 144V145H200ZM102 145V146H101ZM106 145V146H105ZM110 145V146H109ZM115 147H114V146ZM137 145H138V147H137ZM140 145V146H139ZM147 145V146H146ZM176 145L178 146V148H175L176 147ZM190 145V146H189ZM215 145H216V147L217 148H215ZM119 146V145H118ZM123 148H122V147ZM126 146V147H125ZM133 146H134V148H133ZM171 146L172 147H174V148H171ZM183 146V147H182ZM255 146V147H254ZM102 147H104V148H102ZM125 147V148H124ZM128 147H130L129 148V150H128ZM165 147L167 148L168 147V149H166L165 150ZM182 147V148H181ZM189 149H188V148ZM193 147H195L196 149H194V150H192L193 149ZM237 147V148H236ZM106 148V149H105ZM108 148V149H107ZM117 148V149H116ZM133 148V149H132ZM141 150V152L138 150ZM180 148V149H179ZM186 148V149H185ZM190 148H192V149H190ZM222 148V149H221ZM116 149V150H115ZM123 149H124V151H123ZM125 149H127V150H125ZM159 149L161 150V151H159ZM170 149H172V151L170 150ZM177 149L178 150H180V153H179V151H177ZM102 150H103V152H102ZM111 150V151H110ZM151 150V152H149V151ZM152 150L154 151V152H152ZM175 150V151H174ZM181 150H184V151H181ZM188 151L189 152V155H190V157H189V155H188V153L186 152V151ZM190 150H192V151H194V152H190ZM196 150H200L199 152L198 151H196ZM244 150V151H243ZM114 151V152H113ZM116 151V152H115ZM132 151V152H131ZM134 151V152H133ZM148 151V152H147ZM156 151V152H155ZM158 151V152H157ZM177 151V152H176ZM202 151V152H201ZM240 151H241V153L243 154V155H241V153H240ZM108 152V153H107ZM112 152H113V154H112ZM122 152L124 153H128L129 154V152H131L129 155L127 154L126 156H125V153L123 154V155H121L122 154ZM139 152V153H138ZM160 152V156L159 155H157L158 153ZM174 155H171V153ZM182 152H186L187 153V155L186 154H184L183 155V157L181 156V157H177L176 156V154L178 153L179 155L178 156H180L181 155V153ZM196 152H198V153H196ZM112 155H111V154ZM136 153H138V155L136 154ZM152 153V154H151ZM196 153V154H195ZM199 153L201 154V155H199ZM202 153H203V155H202ZM170 154V155H169ZM183 154V153H182ZM109 155H111L110 157H109ZM119 155V156H118ZM145 155H147V154H145ZM145 155H144V157H145ZM186 155V156H185ZM196 155H198L197 156V160L199 161L200 160V158L202 157V161H206L208 164L210 163V165H208L206 162H205V164H207V165H205L206 167H208V168H206V167H204V165H203V167L204 168H206L205 170H204V168H201L199 165H198V163L196 164V159H195V157H196ZM115 156V157H114ZM134 156L136 157L135 158V160H133L134 159ZM140 157V159H139V157ZM169 156V157H168ZM199 156H201L200 158H198ZM128 157V158H127ZM130 157H132L131 159H130ZM142 157V158H141ZM162 157H161V159H162ZM168 157V158H167ZM186 157H187V159H186ZM115 158V159H114ZM147 158H148V156H147ZM148 158V159H149ZM173 158V159H172ZM175 158V159H174ZM180 158V159H179ZM182 158V159H181ZM117 159V160H116ZM137 159H139V160H137ZM179 159V160H178ZM184 159V160H183ZM204 159V160H203ZM239 159H241L240 161H239ZM126 160V161H125ZM128 160L130 161V160H132V161H130L129 163H128ZM175 160H176V162L177 161H179V163H178V165H177V163L175 162ZM200 160V161H201ZM246 160V162H244ZM134 161V162H133ZM187 161V163H188V166H191V167H188V166H186L187 164L186 163H184V162H186ZM188 161H190V163L188 162ZM199 161V163L201 164V162ZM133 162V163H132ZM139 162V163H140ZM155 162V161H154ZM153 162V163H154ZM157 162H155V164L157 165ZM181 162H183V163H181ZM193 162V163H192ZM204 162H202V163H204ZM242 162V163H241ZM175 163H176V165H175ZM180 164H182V166L180 165ZM186 164V165H185ZM133 165V166H132ZM170 165V166H169ZM185 165V166H184ZM194 165V166H193ZM196 165H198V166H196ZM201 165V166H202ZM52 166L53 165H47V166H44L43 167V174L41 175V177H42V179H43V182H44V184L47 182V180L46 179H48V181H50L52 184H58V185H60V182H61V184H65L66 185V187H67V189H68V191L66 192V194H67V197H68V199L69 200H71V202H72V206H73V210L71 209L70 210V213L68 212V216H69V218H70V220H72L71 221V230H72V232H73V234H75L74 235V237H75V239H76V235H77V237L78 236H83L88 242V244H89V246H91V247H96V248H99V249H101V250H103V251H110V252H112V253H117V255H120V256H122V257H124V259H126L127 258V260H125L126 261V264H148V261H149V254H148V245H149V243H151V242H157V241H159V238L158 237H156L155 235H154V233H153V231H151V229H152V227H144V225L145 226H148V225H150L149 223H147V222H150L149 221V219L151 220V218H153V220L154 221H151L150 223H153L152 225H155V221H156V218H157V215L154 213V212H152V210L150 209L151 207H150V205L148 204V200L147 199H145L144 198V200H143V206L142 207H140V209L139 210H136L135 209V207L132 205H130V206H125V205H122V210H121V212L120 213H118V214H116V213H112V212H110V211H107V209L105 208V207H103L101 204H99L94 198H92V197H82V193H81V190L77 187V185L75 184L76 182H75V180L71 177V175H70V173L66 170V168H65V166H64V164L62 165L61 164V167H60V174H61V177H62V179L60 180L59 179V177H57L56 175H55V172H54V170H53V168H52ZM148 166V167H147ZM151 166V167H150ZM176 166V167H175ZM179 166V167H178ZM183 166H184V168H183ZM212 166V168L213 167H216V168H214V169H209L210 167ZM40 167H41V165H40ZM126 167V166H125ZM132 167V168H131ZM153 167H154V165H153ZM182 169H181V168ZM187 167V168H186ZM196 167V168H195ZM219 167V168H218ZM145 168V169H144ZM148 168V169H147ZM155 168V167H154ZM192 168V169H191ZM194 168V169H193ZM198 168V169H197ZM203 169L205 172L203 173L202 172V170L201 169ZM221 168H222V170H221ZM179 169H181L180 170V172L181 173H183L182 171H186V169H191V170H187L186 172H184L182 175H181V173L179 172ZM184 169V170H183ZM196 169V170H195ZM217 169H218V171H217ZM236 169V170H235ZM150 172V173H147L148 171ZM199 170V171H198ZM201 170V171H200ZM210 170V172H211V174L210 175H213V176H208V171ZM214 170V171H213ZM146 171V172H145ZM154 171V170H153ZM217 171V172H216ZM220 171V172H219ZM200 172V173H199ZM208 172V173H207ZM234 172V173H233ZM242 172V173H241ZM195 173V174H194ZM197 173H199L201 176H199V174H197ZM202 173V174H201ZM207 173V174H206ZM204 175H207L209 178H207V176L206 177H204ZM187 175H185V176H183V178L184 177H186ZM189 175H188V177L187 178H189L190 177ZM151 177V176H150ZM196 177V178H195ZM199 177V178H198ZM187 178H185V179H187ZM200 178L202 179V180H200ZM205 178L207 179V182L205 181ZM212 178V179H211ZM45 179V180H44ZM200 180V182L198 181V180ZM233 179V178H232ZM234 180V179H233ZM194 184V185H195ZM143 185V184H142ZM146 185V184H145ZM145 185L143 186L144 188H146L145 187ZM62 186V185H61ZM194 187H196V186H194ZM258 192L259 193H263L264 194V184H259V188H258ZM77 193V194H76ZM185 193V192H184ZM188 193H189V191L187 192V196H188ZM74 194V195H73ZM190 194V193H189ZM81 196V197H80ZM145 202V203H144ZM90 203V204H89ZM87 207H86V206ZM85 206V207H84ZM190 206H193L194 207V205L193 204H189V207ZM74 207H75V209H74ZM91 207V208H90ZM130 208V210H128ZM134 208V209H133ZM192 208V207H191ZM191 208H189L190 210H192ZM126 209L128 210V211H126ZM75 210V211H74ZM134 210V211H133ZM135 210H136V214H135ZM137 211L138 212H140L139 214H137ZM148 211V212H147ZM92 212V213H91ZM105 212V213H104ZM131 212V213H130ZM73 213H76V214H73ZM128 213H129V215H128ZM152 214H154V215H152ZM77 215H78V217H77ZM110 215H111V217H110ZM129 217H127V216ZM137 215V216H136ZM164 215V218H166V216L165 215H167L166 213H164L163 214ZM72 216V217H71ZM123 216V217H122ZM132 216V217H131ZM133 216H136L137 217V220H139V218L141 219V220H139V222H137L136 221V219L134 218V219H132L133 218ZM148 216V217H147ZM215 216V215H214ZM213 216V217H214ZM125 217H127V218H125ZM146 217V218H145ZM148 219V221L146 222V220ZM144 221L146 222V223H144ZM137 222V223H136ZM155 222V223H154ZM133 224H135L136 226H138V225H140L139 227H137L136 228V226L135 225H133ZM138 224V225H137ZM147 224V225H146ZM130 225H131V227H130ZM151 225V226H152ZM73 226V227H72ZM134 229H133V228ZM141 227V228H140ZM148 228V229H147ZM143 229L145 230H148V231H146V232H148V233H146V232H144L143 231ZM73 230H75V231H73ZM141 231H142V233H141ZM151 232V233H150ZM86 234L88 235V236H86ZM96 236H95V235ZM141 234V235H140ZM144 234V235H143ZM100 236V237H99ZM149 236H150V240H149ZM151 236H153V237H151ZM114 240V241H113ZM137 246V247H136ZM60 251H63V248L60 250ZM62 253V252H61ZM64 253V252H63ZM145 253H146V255H145ZM124 254V255H123ZM129 254H130V256H132V255H134V257H127V256H129ZM58 255L60 256L61 254H60V252L58 253ZM57 255V256H58ZM65 255V254H64ZM63 254L61 255L62 257L64 256ZM58 256V257H59ZM66 257V256H65ZM148 257V258H147ZM129 258H130V260H129ZM136 258V262L134 263V260H132V259H135ZM144 259V260H143ZM148 259V260H147ZM129 260V263H127V261ZM147 261V262H143V261ZM131 261V262H130Z\"/></svg>",
  "mask_w": 264,
  "mask_h": 264
},
{
  "label": "snow or ice",
  "instance_id": "3",
  "mask_svg": "<svg viewBox=\"0 0 264 264\" xmlns=\"http://www.w3.org/2000/svg\"><path fill=\"white\" fill-rule=\"evenodd\" d=\"M0 187H2V185H0Z\"/></svg>",
  "mask_w": 264,
  "mask_h": 264
}]
</instances>
